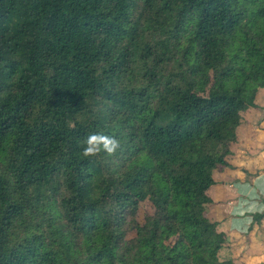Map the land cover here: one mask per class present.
I'll use <instances>...</instances> for the list:
<instances>
[{
	"label": "trees",
	"instance_id": "16d2710c",
	"mask_svg": "<svg viewBox=\"0 0 264 264\" xmlns=\"http://www.w3.org/2000/svg\"><path fill=\"white\" fill-rule=\"evenodd\" d=\"M262 89L264 0H0V264H234L211 194Z\"/></svg>",
	"mask_w": 264,
	"mask_h": 264
},
{
	"label": "crops",
	"instance_id": "0c3cea01",
	"mask_svg": "<svg viewBox=\"0 0 264 264\" xmlns=\"http://www.w3.org/2000/svg\"><path fill=\"white\" fill-rule=\"evenodd\" d=\"M254 158L246 156L247 161L237 163L235 178L225 176L213 192L211 212L217 219H224L221 227L232 239L221 256L233 258L234 264H264L263 238L260 246L250 242L264 226V219L258 224L252 222L253 214L264 211V163L259 165Z\"/></svg>",
	"mask_w": 264,
	"mask_h": 264
},
{
	"label": "rangeland",
	"instance_id": "374dc122",
	"mask_svg": "<svg viewBox=\"0 0 264 264\" xmlns=\"http://www.w3.org/2000/svg\"><path fill=\"white\" fill-rule=\"evenodd\" d=\"M257 104L260 109L244 115L237 131L238 144L235 145L234 152L238 159H242L241 161H247L245 159L246 153L249 154L250 158L256 157L255 160L261 161V158H264L262 156L264 155V89L260 90L258 94ZM211 195L213 196V194ZM151 213L150 203L148 201L141 203L137 214L139 223H143ZM262 229L259 233L255 232V236L250 238V242L256 243L258 246L262 245V238L264 242V226Z\"/></svg>",
	"mask_w": 264,
	"mask_h": 264
},
{
	"label": "clouds",
	"instance_id": "9594fccd",
	"mask_svg": "<svg viewBox=\"0 0 264 264\" xmlns=\"http://www.w3.org/2000/svg\"><path fill=\"white\" fill-rule=\"evenodd\" d=\"M85 143V147L82 149V155L85 158H94L104 153L111 157L117 154L120 149V142L113 136L103 135L99 133L90 134Z\"/></svg>",
	"mask_w": 264,
	"mask_h": 264
}]
</instances>
